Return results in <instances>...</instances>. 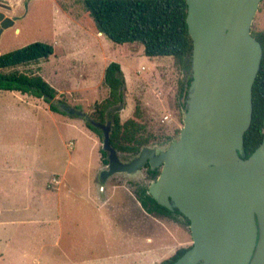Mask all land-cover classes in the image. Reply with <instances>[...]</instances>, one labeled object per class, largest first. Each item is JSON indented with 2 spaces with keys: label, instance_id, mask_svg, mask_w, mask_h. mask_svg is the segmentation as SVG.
Instances as JSON below:
<instances>
[{
  "label": "rangeland",
  "instance_id": "obj_1",
  "mask_svg": "<svg viewBox=\"0 0 264 264\" xmlns=\"http://www.w3.org/2000/svg\"><path fill=\"white\" fill-rule=\"evenodd\" d=\"M7 1L9 6L0 11L22 17L1 33L0 53L33 41L52 44L53 54L48 58L18 68L39 73L59 93L57 97L66 101L71 115L50 111L41 99H22L9 92L0 99L1 106H13L7 116L0 115L1 217L9 215L11 208L17 221L9 225V238L3 240L10 250L6 256L0 251V264H149L150 257L143 261L145 250L159 242L174 243L179 237L173 232L165 239L157 238L151 247L145 245L144 236L159 237L158 231L134 202L138 190L148 188L155 178L145 166L101 180V172L107 169L100 152L103 130L98 127L102 135H97L85 120L98 122L94 104L108 91L102 82L104 66L117 61L125 79L121 121L136 119L154 136L147 145L157 152L165 150L182 127L186 107L180 105L178 89L181 81L191 77V63L185 70L170 55H145L138 41L116 43L97 34L83 0ZM260 29H264V0L251 24V30ZM108 123L106 117L102 124ZM138 153L117 151L123 162ZM97 171L99 182L109 185L107 193L100 192ZM54 173L65 184L59 191L48 187ZM101 194L109 201L102 202ZM25 198L29 199L27 211L22 207ZM176 217L173 220L185 228L192 242L185 219ZM126 221L135 223L142 233L130 236L117 229L116 224Z\"/></svg>",
  "mask_w": 264,
  "mask_h": 264
},
{
  "label": "water",
  "instance_id": "obj_2",
  "mask_svg": "<svg viewBox=\"0 0 264 264\" xmlns=\"http://www.w3.org/2000/svg\"><path fill=\"white\" fill-rule=\"evenodd\" d=\"M262 0H186L192 41L191 80L179 136L165 150L144 146L129 162L119 159L103 130L107 169L101 180L160 166L147 192L189 220L192 245L171 264L264 263V118L260 144L244 158L252 119V87L263 49L251 24ZM14 18L0 11V34ZM257 215L260 239L256 240Z\"/></svg>",
  "mask_w": 264,
  "mask_h": 264
},
{
  "label": "trees",
  "instance_id": "obj_3",
  "mask_svg": "<svg viewBox=\"0 0 264 264\" xmlns=\"http://www.w3.org/2000/svg\"><path fill=\"white\" fill-rule=\"evenodd\" d=\"M90 13L96 30L116 43L138 41L147 56L162 57L170 55L174 62L186 70L190 66L192 41L188 34L186 0H83ZM252 35L261 43L263 55L261 66L252 87V119L244 133L243 157H248L260 144L263 137L264 118V29L251 30ZM53 54V45L33 41L10 51L0 53V89L18 90L42 98L50 110L67 113L66 101L57 97L58 92L39 73H29L18 67L38 62ZM191 77L181 81L178 89L180 105L186 107L187 90ZM102 82L108 89L107 95L94 104L98 113L97 121L111 122L109 140L111 146L119 152L138 153L154 138L146 127L134 118L121 121L119 110L125 102V79L119 62L111 61L103 71ZM69 112V111H68ZM137 113V108L134 115ZM71 115L70 113H67ZM85 125L101 136L102 132L88 119ZM153 137V138H152ZM101 160L107 164V153L100 149ZM150 176L156 178L159 168H148ZM141 187L137 199L148 212L178 220L181 215L186 224L189 220L176 208L168 209L160 205ZM186 247L176 250L170 257L158 264H171L185 251Z\"/></svg>",
  "mask_w": 264,
  "mask_h": 264
},
{
  "label": "crops",
  "instance_id": "obj_4",
  "mask_svg": "<svg viewBox=\"0 0 264 264\" xmlns=\"http://www.w3.org/2000/svg\"><path fill=\"white\" fill-rule=\"evenodd\" d=\"M7 0H0V7H4L7 8L9 5L7 3ZM4 13V12H3ZM10 17V16H9ZM22 17V14L20 13L18 16H13L12 18H14V22L13 24L16 22V20H18L19 18ZM12 24V25H13ZM11 25V26H12ZM10 27V26H9ZM97 31V30H96ZM3 32V31H2ZM97 34H100L102 36L101 32L97 31ZM1 35V34H0ZM28 65V64H27ZM107 65L104 66V68ZM4 92H9L12 95H20V97H22V99H34V100H38L41 99L42 101H44L42 98L40 97H36V96H32L29 95L27 93H22L18 90H4V89H0V99H2V97L7 96L6 94H3ZM59 94V93H58ZM35 97V98H34ZM45 102V101H44ZM46 103V102H45ZM19 105H17L18 107ZM47 108L48 104L46 103ZM3 108H0V115L4 118L5 116H7L9 113H11L12 110V104L6 103L5 105L1 106ZM50 110V109H49ZM52 111V110H50ZM2 142V136L0 135V143ZM4 149V148H3ZM12 165L14 166L13 162ZM12 167V166H11ZM15 168V167H13ZM37 170H39V168H37ZM98 171L96 174V180L97 183H99V187H100V192L102 194H104L105 192L107 193V189L109 190V185L106 184L105 181H102L101 183L99 182V178H98ZM65 186V184L63 183V178L62 176H59V174L54 173L51 175V179L48 182V187H51L50 189H54L59 191L60 187ZM101 194V199L102 202H108V199H103L104 197H102ZM26 200L24 201L26 204L22 205V207L24 209L29 210V205L27 203V198H25ZM49 199V198H48ZM15 200H11V202H14ZM48 205L49 202H47ZM137 204V207L143 211L142 215L144 217H147L149 219L150 222L153 223V227L157 228L156 230L158 231V233H156V235L158 236H152V235H146L144 236L145 239V245L151 247L153 245H155V240L157 238H160L162 236L161 239H165L164 236L165 235H170L171 233H177L179 235V237H177V239L175 240L174 243H166V242H159L158 244L156 243V246L153 247V249L147 251L145 250L144 257H143V261H146L147 257H150V263L149 264H158L160 263L162 260L170 257L172 254H174L176 252L177 249L181 248V247H187L191 244V242H189V238L188 235L186 233V230L184 227H182L177 221H174L173 219H168V218H160V217H156V216H152L151 213H148L140 204L139 200L135 198V202ZM3 208L0 204V231H5V234L0 233V251H4L5 256L9 253L8 250L10 246H6L5 243L3 242V240L5 238H9V236H7L8 232V228L9 225L11 224H15L17 221L14 219L16 217H14V214H12V209L8 208L7 212H10V214H6L4 216L1 217L2 213H3ZM29 221V220H28ZM45 222V221H44ZM119 223V222H116ZM117 229H120L121 231H123L124 233H126L127 235L130 236H136L141 234L142 232L140 230H137L135 223L130 222V221H126L124 224H122L120 226V224H116ZM138 231H140V233H138ZM142 236V235H141ZM154 251V252H153ZM14 251L11 249V253H13ZM139 252H143V250H140ZM2 252L0 253V257H1ZM12 263H17L16 261H12L10 260Z\"/></svg>",
  "mask_w": 264,
  "mask_h": 264
},
{
  "label": "flooded vegetation",
  "instance_id": "obj_5",
  "mask_svg": "<svg viewBox=\"0 0 264 264\" xmlns=\"http://www.w3.org/2000/svg\"><path fill=\"white\" fill-rule=\"evenodd\" d=\"M145 166H149L150 167V165L148 163H146ZM157 168L160 169V166H158ZM254 220H255V224H256V240H255V245H254V248H253V252H252L251 258L253 257V255L256 252V249H257V246H258V242H259V239H260V233H261V227L259 226V222H258L256 214H254ZM262 233L264 234V229L262 230ZM191 240H192V238H191ZM191 245H192V242L186 248H189ZM250 263H251V259H250V261L247 264H250ZM196 264H201V261L197 262ZM262 264H264V263H262Z\"/></svg>",
  "mask_w": 264,
  "mask_h": 264
}]
</instances>
